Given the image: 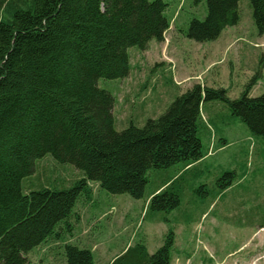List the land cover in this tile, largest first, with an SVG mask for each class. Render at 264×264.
<instances>
[{"label":"trees","instance_id":"1","mask_svg":"<svg viewBox=\"0 0 264 264\" xmlns=\"http://www.w3.org/2000/svg\"><path fill=\"white\" fill-rule=\"evenodd\" d=\"M190 1L206 7L205 18H193L185 32L193 40L214 41L240 21L241 0ZM249 2L263 33L264 0ZM170 5L167 0H0V264H27V255L74 215L89 182L141 199L151 170L194 168L205 156L199 129L206 102L225 103L254 135L264 137V93L250 95L260 69L238 98L223 87L195 83L160 116L117 129L116 97L100 81L127 78L131 50L164 40L172 24ZM48 156L73 166L80 177L70 185L57 180L24 187ZM234 175L225 173L218 182L229 180L220 186L227 189ZM182 176L156 190L148 209H178ZM174 245L170 229L154 253L139 241L108 264H173ZM64 252L66 264H95L89 249L66 244Z\"/></svg>","mask_w":264,"mask_h":264},{"label":"rangeland","instance_id":"2","mask_svg":"<svg viewBox=\"0 0 264 264\" xmlns=\"http://www.w3.org/2000/svg\"><path fill=\"white\" fill-rule=\"evenodd\" d=\"M167 1L172 24L164 40L151 41L145 50H131L133 69L127 78L100 81L116 97L119 131L131 121L143 125L160 116L195 83L223 87L234 99L260 69L250 95L264 93V32L255 25L249 0L240 1L239 23L207 42L185 35L193 18H205V3ZM202 114L199 136L206 156L194 168L184 172L176 164L151 170L141 199L89 182L90 191L81 193L74 215L27 255V264H66V244L91 250L95 264H108L139 241L154 253L170 229L175 234L173 264H264V137L254 135L221 101L206 102ZM228 172L235 175L224 189L220 184L229 179L218 180ZM180 174V207L171 212L148 209L151 195ZM79 177L76 168L48 156L23 185L37 188L57 180L70 185ZM202 185L205 189L197 190Z\"/></svg>","mask_w":264,"mask_h":264},{"label":"crops","instance_id":"3","mask_svg":"<svg viewBox=\"0 0 264 264\" xmlns=\"http://www.w3.org/2000/svg\"><path fill=\"white\" fill-rule=\"evenodd\" d=\"M207 155H208V154H207ZM205 156H206V154H205ZM205 156H204V157H205ZM161 187H162V186H161ZM161 187H159V188H161ZM159 188H158V189H159ZM158 189H157V190H158ZM124 250H125V249H123L122 251H124ZM122 251H121L120 253H118L117 255H115L111 260H113V259H114L115 257H117L119 254H121Z\"/></svg>","mask_w":264,"mask_h":264}]
</instances>
